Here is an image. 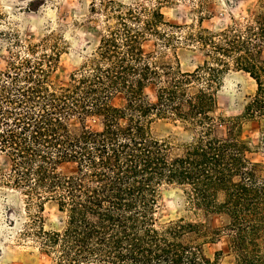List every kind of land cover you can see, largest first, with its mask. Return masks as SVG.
<instances>
[{"label":"trees","instance_id":"1","mask_svg":"<svg viewBox=\"0 0 264 264\" xmlns=\"http://www.w3.org/2000/svg\"><path fill=\"white\" fill-rule=\"evenodd\" d=\"M260 2L244 24L214 31L203 20L171 23L159 5L92 0V11L104 15L100 42L64 84L53 80L70 47L57 32L62 26L25 44L0 31L11 54L0 69V153L9 160L0 189L9 226L24 207L19 239L52 264H220L222 251L212 259L205 247L226 237L234 264H264V174L250 157L264 151ZM3 19L0 10V26ZM195 48L203 62L183 69L181 53ZM162 49H171L173 62ZM232 65L249 73L257 90L240 114L221 115L219 83ZM72 115L100 117L103 127L83 122L70 130ZM160 120L190 134L180 153L156 133ZM247 121L259 124L257 145L244 135ZM61 163L73 169L58 171ZM173 190L186 215L163 220ZM48 209H56L51 222ZM216 214L229 222L214 227Z\"/></svg>","mask_w":264,"mask_h":264},{"label":"rangeland","instance_id":"2","mask_svg":"<svg viewBox=\"0 0 264 264\" xmlns=\"http://www.w3.org/2000/svg\"><path fill=\"white\" fill-rule=\"evenodd\" d=\"M138 1L148 7L159 5L166 19L171 23L198 24L199 20H203V25L214 31L235 23L244 24L261 4L260 0ZM91 2L92 0H0V10L4 15L0 31L18 35L25 44L29 41H39L46 33H49L51 28L59 29L62 26L63 29L57 32H62L67 37L70 47L62 55L58 69L53 74V80L57 84H64L68 82L70 73L97 48L100 42L104 15L94 13ZM30 4L33 8L31 11ZM53 32L56 33L54 30ZM0 44V69H4L11 54L7 49V43L2 41ZM151 46L152 44L149 43L147 48ZM161 51L165 60L173 62L174 56L171 49ZM182 53L180 56L182 68L186 70H193L196 64L203 62L205 58L204 52L199 48H195V52ZM219 86L218 113L221 115L240 114L241 104L246 96L254 94L257 90L256 80L249 73L237 70L234 65L225 73ZM147 93L151 100H155L159 92L157 88L151 87ZM125 100L126 97L121 96L116 99V103L121 105L125 103ZM83 122L96 130L103 127L102 118L90 117L86 120L79 115L70 116L67 125L70 130L75 131L81 128ZM122 123L127 124V121L123 120ZM155 128L159 137L170 140L173 154L180 153L181 145L190 139V134L184 130V127L172 120H160ZM244 135L257 145L260 135L259 124L256 121H247L244 125ZM250 157L262 163L261 170L264 174V151H252ZM8 166V158L0 153V172L5 171ZM72 169L73 166L68 163L57 165L58 171L69 172ZM4 199L5 193L0 189V264H52L45 253H41L36 247L19 239V230L26 217L23 206L11 214L10 220L14 226H9ZM256 211L261 212L262 207H256ZM55 214L56 209H48L45 212L47 221L51 222ZM185 215L184 207L177 201L176 191L166 194L162 212L163 220H173ZM228 222L229 218L226 215L216 214L212 217L214 227ZM205 248L206 254L212 259L215 258L216 252L222 251L220 264H234L226 237H222L217 242L208 243Z\"/></svg>","mask_w":264,"mask_h":264}]
</instances>
